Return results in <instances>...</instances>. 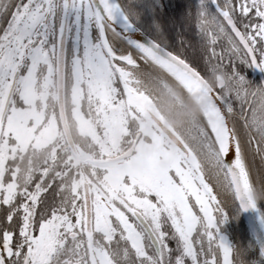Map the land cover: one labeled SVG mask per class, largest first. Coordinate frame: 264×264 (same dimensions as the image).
Segmentation results:
<instances>
[{
  "label": "snow or ice",
  "instance_id": "6c2138e0",
  "mask_svg": "<svg viewBox=\"0 0 264 264\" xmlns=\"http://www.w3.org/2000/svg\"><path fill=\"white\" fill-rule=\"evenodd\" d=\"M159 2L0 0V264H261L264 239L237 248L219 226L264 199V86L240 71L264 69V0H198L180 49L140 23ZM170 84L202 94L199 119L122 154ZM69 103L87 148L61 132Z\"/></svg>",
  "mask_w": 264,
  "mask_h": 264
},
{
  "label": "flooded vegetation",
  "instance_id": "af4514ba",
  "mask_svg": "<svg viewBox=\"0 0 264 264\" xmlns=\"http://www.w3.org/2000/svg\"><path fill=\"white\" fill-rule=\"evenodd\" d=\"M197 2L198 0H160L159 4L156 5L155 12H151L147 9L145 10V14L141 16L140 23L151 22L153 20L159 22L163 26L166 38L172 46L180 49L183 43L184 48H187L189 40L198 39V29L194 21L186 22L184 17ZM161 4L163 5L162 8L160 7ZM187 50L189 53L192 51L190 48ZM240 71L253 85L264 86V69L244 65L241 66ZM151 95V100L158 111L166 117L170 125L179 135L186 134L188 126L200 117L196 105L188 93L179 85L170 84L160 87L152 90ZM57 119L60 121L61 132L65 137L72 141L77 149L81 147L87 148V138L81 135V125L73 116L70 103L66 106L64 119H60L59 113H57ZM65 124L67 125L66 128ZM132 125L133 131L131 137L126 136L121 142L122 149L128 151L136 141L133 151L135 152L137 145L141 140H143L145 144L153 146L152 142L154 140L152 137L156 133L151 128L150 130L152 132L150 134H146L140 130L142 127H148L145 121L138 116L135 120H132ZM55 131V127L51 128L49 132L46 133V136L55 134ZM58 151L60 152L62 159L67 155L62 149H58ZM126 151H123L122 154ZM249 163L252 167L251 175L254 180L258 179V175L264 174V165L261 164L259 156H255L254 159L250 157ZM212 185L215 190L214 184ZM257 203L261 208L262 213H264V199L258 200ZM222 226L223 225L221 224L219 229L221 234L225 236L227 230H223V228H221ZM229 241L231 245L235 246V243L232 244L231 239H229ZM250 254L258 256L253 249Z\"/></svg>",
  "mask_w": 264,
  "mask_h": 264
},
{
  "label": "water",
  "instance_id": "95a60500",
  "mask_svg": "<svg viewBox=\"0 0 264 264\" xmlns=\"http://www.w3.org/2000/svg\"><path fill=\"white\" fill-rule=\"evenodd\" d=\"M144 33L140 32L138 33V36H143ZM194 104L196 105L197 109L201 113L204 107V99L202 98V94L199 91H186ZM150 114L145 116V115H140L139 117L145 121L148 127L152 128L153 131L156 134H163L165 137L168 138L170 141H175L179 134L175 131V129L169 124V122L162 116V114L158 111L156 106L154 105L153 101H150ZM135 143L133 146L124 154H131L134 151L135 148ZM234 158V153L233 150L230 148L229 154H226L225 159L230 160ZM239 207V205H237ZM241 216L243 218V221L245 222L252 239L254 241V244L257 242V236L260 238L264 239V227L261 226L260 222V214L261 210L260 207L258 206L256 208H249L247 210H241L240 211ZM256 249L260 253V248L257 245ZM264 260V258H263Z\"/></svg>",
  "mask_w": 264,
  "mask_h": 264
},
{
  "label": "bare ground",
  "instance_id": "6f19581e",
  "mask_svg": "<svg viewBox=\"0 0 264 264\" xmlns=\"http://www.w3.org/2000/svg\"><path fill=\"white\" fill-rule=\"evenodd\" d=\"M162 116L166 119V117L164 115H162ZM229 212H232V210L229 209ZM222 225L223 226L221 228H223V230H227L225 237L228 239V235H229V239L232 240L231 241L232 244L235 243V246L237 248H247L250 243L254 244L252 236H251L245 222H243L240 219V214L238 216H230L229 220L227 222H225V224H222ZM251 251L248 254L249 259L260 258L259 255L258 256L253 255V254L251 255L250 254ZM253 251H254V249H253ZM261 264H264L263 258H261Z\"/></svg>",
  "mask_w": 264,
  "mask_h": 264
},
{
  "label": "rangeland",
  "instance_id": "374dc122",
  "mask_svg": "<svg viewBox=\"0 0 264 264\" xmlns=\"http://www.w3.org/2000/svg\"><path fill=\"white\" fill-rule=\"evenodd\" d=\"M140 130H142L144 133L146 134H150L152 131L150 130V128L148 127H142L140 128ZM126 138V136L121 138V142ZM153 146L147 145L143 142V140H141L136 148V153L138 155H151L156 153L157 151L160 150V145H158L155 141L152 142ZM232 211H234L233 209H231ZM228 240V239H227ZM228 242L230 243V241L228 240Z\"/></svg>",
  "mask_w": 264,
  "mask_h": 264
},
{
  "label": "clouds",
  "instance_id": "9594fccd",
  "mask_svg": "<svg viewBox=\"0 0 264 264\" xmlns=\"http://www.w3.org/2000/svg\"><path fill=\"white\" fill-rule=\"evenodd\" d=\"M225 78H227L226 74H225ZM216 83H217L216 75L212 74L211 76H209V85L210 86H215Z\"/></svg>",
  "mask_w": 264,
  "mask_h": 264
},
{
  "label": "trees",
  "instance_id": "16d2710c",
  "mask_svg": "<svg viewBox=\"0 0 264 264\" xmlns=\"http://www.w3.org/2000/svg\"><path fill=\"white\" fill-rule=\"evenodd\" d=\"M210 177H211V180H212V181H215V180H214V177H212L211 175H210ZM240 219H241V217H240ZM241 220H242V219H241ZM242 221H243V220H242ZM254 250H255V249H254Z\"/></svg>",
  "mask_w": 264,
  "mask_h": 264
}]
</instances>
